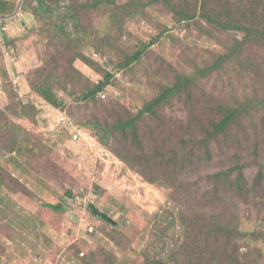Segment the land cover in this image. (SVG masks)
<instances>
[{"label":"rangeland","instance_id":"obj_1","mask_svg":"<svg viewBox=\"0 0 264 264\" xmlns=\"http://www.w3.org/2000/svg\"><path fill=\"white\" fill-rule=\"evenodd\" d=\"M15 1L20 5L17 16L23 10L22 6L26 7L28 2ZM90 1H48L52 8L44 3V7L50 9L48 15L45 14L47 18L67 21L62 23L64 33L57 30L48 36L47 40L45 35L38 31V66L55 69L53 61L60 54L72 57L70 53H66V47L71 46L72 54L78 57L85 55L99 66L91 69L78 61V68L76 67L83 76L81 84L87 80L96 85L101 81L96 71L102 68L110 72L108 65H114L100 57L102 53H107L108 58L115 62V68L124 65L127 59L154 41L155 46L151 54H157L156 57L147 59V55L138 64L124 70L122 79L119 75L118 80H113V95L107 101L102 102L97 98L105 105L111 102L119 103V112L123 116L143 110L160 95L165 86L162 80L165 73L170 75V81L173 83L178 75L188 71L186 67L203 64L198 70L205 69L207 52L209 55L223 52L224 46H220L222 40H219L218 35L210 28L200 32L199 29L194 33L182 29L176 32L177 38L173 41L166 37L160 38L161 27L172 28L169 20L150 7L145 8V14L137 15L136 6L127 7L128 2L134 0H105L108 4L91 16L90 34L78 35L74 28L76 22L72 17L75 11H81L82 5ZM191 1L195 3L197 0H189V3ZM262 2L256 0L253 3L260 12L264 9ZM33 4L39 9L42 6L36 1H33ZM42 12L45 13L43 8ZM115 21L122 23L117 25ZM128 29L132 34L123 32H129ZM46 31L48 32V29ZM66 34H71L73 41L64 40L65 44L57 45L59 42L55 41L56 37H64ZM234 35L237 37L239 33ZM255 49L253 61L247 62L240 70H243L247 77L246 82L256 85L255 90H230L225 93L226 98L233 96L245 103L243 106L264 96V47ZM15 53L24 56L21 47L16 46ZM13 60L16 68L14 65L10 67L8 61L1 63L0 107H3V103L10 102L14 109L21 112L20 103L22 106L34 105L35 110L28 111L29 124H20L40 140L48 149V154L36 157L25 150H18L12 156H5L0 151V166L18 181L11 188L12 192L0 190V264H84L85 259L91 260V255L95 256L100 251L101 255H113L114 264H144L145 255L166 259L178 251L185 244L186 234L180 222L184 215V209L178 204L181 198L174 194L164 180L152 185L143 176L134 173L131 166L126 164L120 141L118 144L109 142L108 149L101 144L103 137L83 127L97 122L101 127L109 125L104 124V121L111 123L106 115L101 117L81 105H74L78 110L71 111L74 100L59 90L56 91V96L58 102L63 105L62 109H55L30 90L31 97L27 96L24 93L26 87H21L22 83L19 84L18 81L19 78L26 80L17 71L21 66L18 57ZM158 60L169 61L170 67L161 68ZM58 68L61 67L56 69ZM9 70L14 74L12 79L16 84L8 86L5 74L8 75ZM112 73L115 75L116 70ZM5 78L6 82L3 80ZM215 92L214 89L213 94ZM183 103L185 104L184 101ZM187 106L193 107L190 110L197 111L202 104L188 103ZM247 113L251 133L245 137L233 132V136L242 139V145L237 149L241 158H253L254 153L264 155V116L258 111ZM166 116L169 121L175 123L187 122L188 129H193L197 124L196 115L180 108L168 109ZM156 126L153 120L147 119L138 127V136L146 151L153 147L158 137L154 134L157 131ZM31 143L35 144L33 140ZM68 165L74 169V177L64 174L63 169L68 168ZM226 166L223 160L210 165L200 181L201 186L209 176ZM68 176L70 180L67 181ZM68 190L73 198H66ZM44 205H60L66 213L64 216L54 215L49 209H43ZM262 214L264 215V212ZM94 215L107 217L114 228L106 227L103 232L97 233V228L90 224L95 221L92 220ZM249 215L255 219L258 209L255 207ZM215 220L217 217L211 214L204 217L199 223L196 236L206 240ZM97 221L96 227H102L101 221ZM136 224L139 225V233L135 241H132ZM54 226L61 234H57ZM244 227L248 231H255L254 228ZM116 229L130 240L131 245L121 234L115 232ZM107 235L115 238L120 246ZM261 250L264 253V244ZM260 264H264V261H260Z\"/></svg>","mask_w":264,"mask_h":264},{"label":"trees","instance_id":"obj_2","mask_svg":"<svg viewBox=\"0 0 264 264\" xmlns=\"http://www.w3.org/2000/svg\"><path fill=\"white\" fill-rule=\"evenodd\" d=\"M33 1L42 5L37 15L41 16L42 25L39 30L45 35V40L57 30L64 33L62 23L66 22V19H58L60 23H57L54 17H52L54 19L47 18L45 14L48 15L49 7L46 8L45 13L42 12L44 3L49 5L48 1L51 0H27L28 6H31ZM54 1L58 3V0ZM254 1L256 0H197L195 3L194 1L189 3V0L129 1L127 7L136 6L137 15L145 14V8L150 7L158 10L169 20L172 28L161 27L160 38L166 37L173 41L177 38L176 32L182 29L188 33H194L199 29L200 32L210 28L218 35L219 40H222L220 46H224L221 53L209 55L207 52L205 69L198 70V67H203V64L186 67L188 71L178 75L173 83L170 81V75L165 73L162 77L165 86L160 95L135 114L131 112L123 116L119 112V103L111 102L105 105L100 101L105 102L112 97L113 80H118L119 75L122 79L124 70L138 64L147 55V59L156 57L157 54H151L155 46L154 41L127 59L124 65L115 68L113 67L115 62L108 58L107 53H102L100 57L114 65H108L111 68L110 72L102 68L96 71L101 77V81L96 85L87 80L81 84L83 76L76 67L78 61L91 69L99 66L85 55L78 57L72 54L71 46L66 47V53H70L72 57L60 54L53 61L54 67L61 68L49 70L48 67L43 68L41 65L31 71L28 67L23 68L26 72V80L24 79L21 87L26 85L24 93L27 96L30 90L55 109H62L63 105L58 102L56 96V91L59 90L74 100L71 111L78 110L74 105H81L96 115L101 117L106 115L111 123L104 121V124L109 125L101 127L97 122L83 127L103 137L101 144L107 148L109 142L118 144L120 141L126 164L131 166L134 173L140 177L143 176L152 185L164 180L174 194L181 198L178 204L184 209L180 222L186 232L185 244L166 259L145 255L144 264H260V261H264V253L261 250L264 244V215L262 214L264 212V164H262L264 155L254 153L253 158H241L237 149L241 147L242 139L233 136V132L245 137L251 133L247 112L258 111L264 116V96L252 100L245 106H243L245 103L236 100L233 96L225 97V93L230 90L254 91L256 88V85L246 82L247 77L243 70L240 71L247 62L253 61L255 48L264 47V9L260 12L253 5ZM262 1L264 6V0ZM107 4L105 0H91L82 5L81 11H75L72 20L76 22L74 28L78 35L90 34L91 16ZM19 6V2L15 0L1 1L0 20L15 17ZM68 8L72 10L71 7ZM197 21L200 23H196ZM115 23L120 25L122 21H115ZM123 32L132 34L130 30ZM236 33H239L237 37L234 35ZM64 40L72 42V35L56 37L55 41L59 42L56 43L57 45L61 43L63 45ZM109 43L113 45L112 41ZM158 62L163 69L170 67L169 61L158 60ZM114 70H116L115 75L112 73ZM8 75L5 74L8 82L5 81L6 78L3 80L8 86L13 85ZM214 89L216 92L213 94ZM97 98H100V101ZM188 103L202 104V106L194 111L190 110L193 107L187 106ZM33 106L32 104L22 106L20 103L21 112L14 109L10 102L3 103V107H0L2 155L12 156L18 150H25L36 157L48 154V149L40 140L20 124L21 122L24 125L29 124L28 111H34ZM174 108L196 115V126L188 129L187 122L169 121L166 111ZM147 119L157 124V131L154 134L158 137L153 147L146 151L139 139L138 127ZM40 133L45 137L42 132ZM31 140L35 144L31 143ZM222 160L227 165L226 168L209 176L201 186L200 181L209 166ZM55 168H58L57 164ZM63 171L64 174L74 177L75 172L70 165ZM69 176L67 181L70 180ZM17 182L11 173L0 166V190L12 192L11 188ZM68 197L73 198L70 190L66 191V198ZM255 207L258 209V215L254 219L249 213ZM42 208L49 209L48 211L54 215L64 216L66 213L60 205H44ZM210 214L217 217V220L211 225L207 239L202 240L196 236V232L201 220ZM106 218L103 215L92 216V220L95 221L90 224L97 228L95 230L97 233L103 232L106 227L114 228ZM96 220L101 221L102 227H96ZM244 226L254 228L255 231H248ZM53 228L57 234H61L58 228L55 226ZM138 228L139 225L136 224L132 241H135L139 233ZM115 232L121 234L131 245L130 240L118 229ZM107 236L117 243L115 238ZM117 246L120 245L117 243ZM90 258L91 260L85 259L83 263L114 264L113 255H101V251L95 256L92 254Z\"/></svg>","mask_w":264,"mask_h":264},{"label":"crops","instance_id":"obj_3","mask_svg":"<svg viewBox=\"0 0 264 264\" xmlns=\"http://www.w3.org/2000/svg\"><path fill=\"white\" fill-rule=\"evenodd\" d=\"M23 10L21 13L13 18L4 20L5 26L8 29L6 34L0 35V68L1 63L5 64V61L9 62V66L16 68V63L13 58L18 57V62L20 63V67L17 71L20 72L22 77H25L24 67H28L31 71L32 69L38 67V38L37 33L41 28V18L37 16L39 8H36L35 5L32 3L31 6L25 5L22 6ZM44 11L46 8L44 7ZM20 48L24 52V56H18L16 53L14 54L15 48ZM23 47V48H22ZM2 48V49H1ZM26 48L28 51L26 52ZM22 67V68H21ZM9 76L12 80L13 85L16 84L15 80L12 79L14 74L9 70ZM19 84L22 83L24 78L18 79ZM26 87V85H25ZM28 93V92H27ZM29 95V94H28ZM31 96V95H29ZM33 99V98H32Z\"/></svg>","mask_w":264,"mask_h":264},{"label":"built area","instance_id":"obj_4","mask_svg":"<svg viewBox=\"0 0 264 264\" xmlns=\"http://www.w3.org/2000/svg\"><path fill=\"white\" fill-rule=\"evenodd\" d=\"M7 32H8V29L5 26L4 21L3 20H0V35L6 34ZM90 232L92 233L93 231H90Z\"/></svg>","mask_w":264,"mask_h":264}]
</instances>
